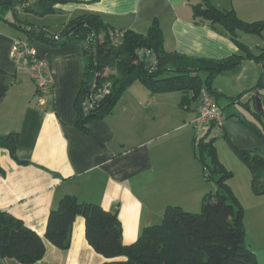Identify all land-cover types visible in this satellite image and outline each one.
Listing matches in <instances>:
<instances>
[{"label":"crops","instance_id":"obj_1","mask_svg":"<svg viewBox=\"0 0 264 264\" xmlns=\"http://www.w3.org/2000/svg\"><path fill=\"white\" fill-rule=\"evenodd\" d=\"M209 1L219 10H234L244 21H258L264 16V0ZM192 4L191 0H67L56 4L53 14L39 16L19 11L14 16L9 11L0 18L5 25L0 28V134H19L15 158L0 148V211L21 220L43 238L45 253L33 264L105 261L87 243L82 217L73 223L66 251L44 237L49 212L65 195L116 210L122 242L130 245L145 227L161 222L168 206L197 210L203 194L190 173L176 179L160 170L155 143L165 133L156 135L147 122L151 114L164 113L166 109L159 106L170 105L172 112L167 113L176 114L181 99L178 101L173 93L179 92L152 94L134 82L110 116L89 123L88 131L82 132L75 123L85 69L83 44L79 40L47 43L29 38L23 28L37 26L59 36L71 21L97 15L114 31L132 30L141 35L156 23L163 34L165 52L213 60L235 54L237 47L229 38L194 19ZM9 13L12 20L7 19ZM18 41L25 42L37 57L48 62L52 90L46 96L36 94L25 61L11 58V49ZM259 66L253 65L247 84L240 86V81L233 80L229 87H215L216 90L226 97L249 90L258 83ZM239 69L232 70V75L241 80ZM106 73L115 71L109 69ZM261 74L263 87L259 94L264 101L262 69ZM252 96L246 98L250 100ZM250 101L254 103V97ZM192 103L183 109L189 111ZM250 202V214L244 219L245 241L255 252L257 264H264V195L251 197ZM117 260L108 262L114 264ZM0 264L21 263L0 257Z\"/></svg>","mask_w":264,"mask_h":264},{"label":"trees","instance_id":"obj_2","mask_svg":"<svg viewBox=\"0 0 264 264\" xmlns=\"http://www.w3.org/2000/svg\"><path fill=\"white\" fill-rule=\"evenodd\" d=\"M29 1L0 0V18L9 11L14 16L19 11L39 16L53 14L54 6L67 0ZM191 8L198 23L229 38L236 45L237 52L218 60L165 52L163 34L156 23L146 35L132 30L123 31L120 44L113 47L109 40V31L113 29L104 25L97 15L71 21L59 36L50 35L37 26H26L23 30L29 38L36 37L47 43L63 44L79 40L83 44L85 69L76 101L75 123L82 132L88 131L89 123L110 116L129 86L139 82L152 94L181 93L180 107L184 109H188L191 102H199L202 91L210 96L222 115L223 109L217 103L219 98L224 97L230 105L243 104L256 123H247L237 117L264 142V117L256 112L254 103L252 110L248 101H240L244 95L261 97L259 90L263 87V74L254 87L236 97H226L213 87L217 76L239 68L243 60H253L264 70V47H260L255 54L240 39V33L261 37L264 19L247 23L234 10L221 11L209 0H197ZM86 42L89 43L87 47L84 46ZM109 69L115 73H106ZM261 100L264 104L262 97ZM233 115H223V118ZM212 131L215 136H222L228 141L223 130L217 132L213 122L201 137H193L194 144L198 146L195 157L202 164L205 181L213 188L203 195L199 213L168 206L158 225L145 227L134 243L125 245L116 210H105L98 204L65 195L49 212L44 237L56 248L66 251L70 246L73 223L82 217L85 239L93 251L105 260L102 264H110L108 261L117 259L114 264H257L255 252L245 241L243 208L228 184L232 176L218 160L215 137L207 139ZM18 141L17 132L0 134V148L8 150L13 158ZM230 146L250 171L252 194L264 195V155ZM207 159L209 162H206ZM44 253L43 238L39 234L21 220L0 211V257L12 258L21 264H33Z\"/></svg>","mask_w":264,"mask_h":264},{"label":"rangeland","instance_id":"obj_3","mask_svg":"<svg viewBox=\"0 0 264 264\" xmlns=\"http://www.w3.org/2000/svg\"><path fill=\"white\" fill-rule=\"evenodd\" d=\"M191 2L195 3L197 2V0H191ZM10 14L11 13L7 14L8 20H12ZM262 19H264V16L261 15V20ZM254 21L250 20L245 22L251 23ZM2 26L4 27L5 25L0 22V28ZM240 37L241 41L247 44L249 49L255 54L258 52V47L264 46V32L262 33L261 37L257 35L242 33H240ZM32 44L33 42H31V45ZM253 65H256L258 67V63L253 60H243L239 66L240 69L238 68L240 70L239 77L241 78V80H238V77L232 75L233 72L231 71L227 74L225 73L217 76L216 79L213 80V87H229L233 83V80L240 81V86L247 84L251 75ZM260 76L261 69L260 73H258V81L260 79ZM173 95H175L177 97L176 99L180 101V93H173ZM246 96L247 95H244L240 99V101L241 103H246L248 101L249 107L253 110V102L247 99ZM217 103L219 108L223 109L222 112L224 116L234 114L247 123H256V120L253 115L245 107H243V104L233 103L232 105H230V102L224 97L219 98ZM169 107L170 105L159 106V109L161 110L166 109L164 113L161 114V111H159L157 114H151L149 116L150 119H148L147 121L156 135L165 133V135L160 136L157 139L158 141L155 143V145H157L155 153L157 151L161 160V162L159 163L160 170L163 169L164 174H170L171 178L173 177L176 179H182L186 173H190V176L193 177L194 181L197 184H200L202 194L204 195L205 193H207L206 191H209L210 189L213 190V188L210 184L208 185V183L205 181L203 177L202 164L198 161L194 154L195 152L198 153V146L194 144L193 137L195 135L199 137L203 135L202 132L198 131V127L196 124L199 117V114L197 113V109H199L198 103L193 102L190 106L191 108L189 111H186L183 108L177 106V113L173 115H169L167 113L172 112V108ZM213 137H215L214 148L217 153L218 160L232 176L229 179L228 184L235 196L237 197L239 203L241 204L243 211L245 212L244 219L247 220L246 217L248 213L250 214V198L259 197L254 196L251 192L250 171L238 159L226 139H224L222 136H215L214 131L208 134L207 139ZM206 162H209V160L207 159ZM188 212L199 213L200 208ZM159 223L155 225H158ZM247 234L249 237L251 234L250 229L247 230Z\"/></svg>","mask_w":264,"mask_h":264},{"label":"built area","instance_id":"obj_4","mask_svg":"<svg viewBox=\"0 0 264 264\" xmlns=\"http://www.w3.org/2000/svg\"><path fill=\"white\" fill-rule=\"evenodd\" d=\"M123 37L122 31H109V40L113 47H117ZM57 40V38H56ZM85 43V47L88 46ZM10 56L15 62L23 59L28 66L32 75L33 82L36 87V94L39 96H46L52 90V79L49 73V64L46 60L41 59L35 55L28 45L23 41H18L11 49ZM106 93V92H105ZM198 120L196 122L198 131L204 133L211 122L215 123L218 133L222 132V124L224 118L217 106L214 104L210 96L202 91L199 101Z\"/></svg>","mask_w":264,"mask_h":264},{"label":"water","instance_id":"obj_5","mask_svg":"<svg viewBox=\"0 0 264 264\" xmlns=\"http://www.w3.org/2000/svg\"><path fill=\"white\" fill-rule=\"evenodd\" d=\"M254 107L256 112L264 117V104L258 96L254 98ZM222 130L233 147L264 155V142L237 116L226 118L222 124Z\"/></svg>","mask_w":264,"mask_h":264}]
</instances>
